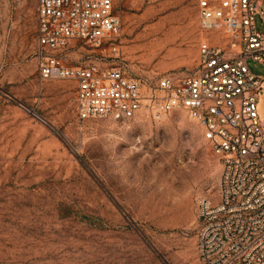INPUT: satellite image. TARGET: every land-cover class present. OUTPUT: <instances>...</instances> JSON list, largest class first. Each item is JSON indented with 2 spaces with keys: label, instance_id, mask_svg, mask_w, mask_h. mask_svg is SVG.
<instances>
[{
  "label": "rangeland",
  "instance_id": "1",
  "mask_svg": "<svg viewBox=\"0 0 264 264\" xmlns=\"http://www.w3.org/2000/svg\"><path fill=\"white\" fill-rule=\"evenodd\" d=\"M197 11L193 0H124L118 37L56 55L149 79L191 74L203 44L226 47ZM35 50L36 0H0V264H201L198 203L219 201L223 170L206 130L184 112L79 123L74 84L41 81Z\"/></svg>",
  "mask_w": 264,
  "mask_h": 264
},
{
  "label": "built area",
  "instance_id": "2",
  "mask_svg": "<svg viewBox=\"0 0 264 264\" xmlns=\"http://www.w3.org/2000/svg\"><path fill=\"white\" fill-rule=\"evenodd\" d=\"M124 0H36V50L41 81L75 84V114L89 120L155 119L184 112L201 125L222 161L219 201L199 200L201 264H264V121L258 114L264 76V4L254 0H193L199 27L221 32L222 47L203 44L191 74L136 77L124 66H66L56 54L79 41L99 49L120 34ZM162 1V0H143Z\"/></svg>",
  "mask_w": 264,
  "mask_h": 264
},
{
  "label": "crops",
  "instance_id": "3",
  "mask_svg": "<svg viewBox=\"0 0 264 264\" xmlns=\"http://www.w3.org/2000/svg\"><path fill=\"white\" fill-rule=\"evenodd\" d=\"M71 82V81H70ZM73 83V82H72ZM74 84V83H73ZM74 96H75V84H74Z\"/></svg>",
  "mask_w": 264,
  "mask_h": 264
}]
</instances>
